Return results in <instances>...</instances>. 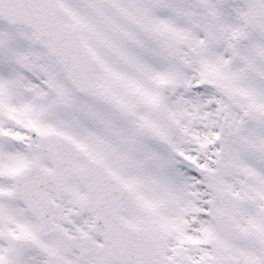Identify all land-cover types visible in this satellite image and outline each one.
Returning <instances> with one entry per match:
<instances>
[{"label":"snow or ice","instance_id":"obj_1","mask_svg":"<svg viewBox=\"0 0 264 264\" xmlns=\"http://www.w3.org/2000/svg\"><path fill=\"white\" fill-rule=\"evenodd\" d=\"M0 264H264V0H0Z\"/></svg>","mask_w":264,"mask_h":264}]
</instances>
